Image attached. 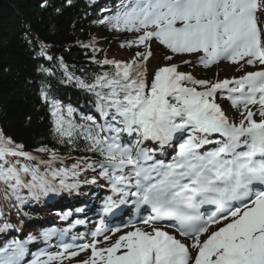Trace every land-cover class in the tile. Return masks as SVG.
<instances>
[{
    "label": "snow or ice",
    "instance_id": "1",
    "mask_svg": "<svg viewBox=\"0 0 264 264\" xmlns=\"http://www.w3.org/2000/svg\"><path fill=\"white\" fill-rule=\"evenodd\" d=\"M102 12L94 24L134 33L120 46L142 50L129 60L99 59L104 49L95 36L78 41L101 69L91 78L84 68L70 71L62 56L48 54L52 45L25 28V42L38 49L34 58L56 61L37 71L53 77L62 70V83L95 97L97 114L65 104L42 80L39 98L56 146L29 149L0 127V234L22 232L24 208L50 195L89 185L110 195L94 228L69 242V230L86 219L12 236L0 243V264H264V0H118ZM160 46L172 55L161 50L167 63L150 70ZM185 54L195 59L173 62ZM222 61L256 70L215 81L180 70ZM128 206L136 213H128L129 223L106 222ZM84 211L58 215L67 221ZM53 238L55 252L48 248ZM37 242L45 247L30 253Z\"/></svg>",
    "mask_w": 264,
    "mask_h": 264
},
{
    "label": "trees",
    "instance_id": "2",
    "mask_svg": "<svg viewBox=\"0 0 264 264\" xmlns=\"http://www.w3.org/2000/svg\"><path fill=\"white\" fill-rule=\"evenodd\" d=\"M85 1L89 0H73L68 6L65 0H48L51 6L42 8V0H0V127L29 149L38 142L56 146L49 132L47 108L39 98L41 81L48 82L50 78L57 95L63 89L74 87L75 83H62V70H57L53 77L37 71L40 65L48 67L56 61L34 58L38 49L25 42V28L31 25L33 33L52 45L48 54L62 56L76 75H81V68L88 74L99 72L98 65L89 61L88 50L77 43H86L91 31L96 29L83 20L87 15ZM55 7H62V12L57 14ZM51 25H55L54 31ZM58 147L62 154L69 153L65 146Z\"/></svg>",
    "mask_w": 264,
    "mask_h": 264
},
{
    "label": "rangeland",
    "instance_id": "3",
    "mask_svg": "<svg viewBox=\"0 0 264 264\" xmlns=\"http://www.w3.org/2000/svg\"><path fill=\"white\" fill-rule=\"evenodd\" d=\"M97 46L104 49L103 53H97V57L99 59H103L105 56L109 59H117V60H129L132 58V56L135 54L136 51L142 50L138 46H132L131 48L124 47L121 48L120 42H118L115 39H112L110 35L108 34H97ZM163 51L167 53L168 55H172L169 50L164 49L163 46H160V49H155V56L153 58H150L148 62L149 69H154L156 67L161 66L164 63H167V61L163 60V58L160 56V51ZM195 57L190 55H177L173 62L180 63L181 60H194ZM190 68L185 69L183 65H181L180 70L185 72H191L196 78H202V79H210V80H217V79H224V78H231L234 76L241 75L243 71L245 70H253L254 68L251 66H246L243 70H239V65L232 64L228 61H223L217 65L209 66L208 68H204L203 66L199 64H193V65H187ZM225 108L229 109V107L225 104H222ZM231 114V112H230ZM238 118V117H237ZM90 254L89 252L81 253L79 257L76 259H83L87 255ZM71 264H75V260L70 261Z\"/></svg>",
    "mask_w": 264,
    "mask_h": 264
}]
</instances>
